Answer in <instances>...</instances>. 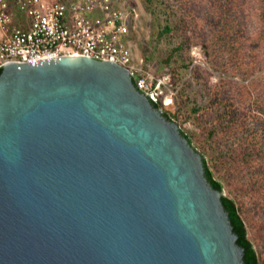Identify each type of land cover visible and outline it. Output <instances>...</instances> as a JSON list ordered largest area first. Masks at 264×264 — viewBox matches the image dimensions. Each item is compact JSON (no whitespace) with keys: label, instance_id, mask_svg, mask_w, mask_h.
I'll return each mask as SVG.
<instances>
[{"label":"water","instance_id":"95a60500","mask_svg":"<svg viewBox=\"0 0 264 264\" xmlns=\"http://www.w3.org/2000/svg\"><path fill=\"white\" fill-rule=\"evenodd\" d=\"M220 196L123 68L0 67V264H242Z\"/></svg>","mask_w":264,"mask_h":264},{"label":"rangeland","instance_id":"374dc122","mask_svg":"<svg viewBox=\"0 0 264 264\" xmlns=\"http://www.w3.org/2000/svg\"><path fill=\"white\" fill-rule=\"evenodd\" d=\"M110 3L124 14L130 10L136 14L126 45L135 62L141 61L153 76L167 82L169 92H165L163 99L169 101L166 107L170 112L177 108L175 95L196 90L200 83L211 91L218 89L224 109L228 110L233 98L238 97L242 100H238L235 112L248 117L254 114V129H231L226 119L214 141L206 135L208 129L204 130L205 122L208 124L212 118L208 112L202 114L203 122L194 125L184 117L188 109L182 105L180 119L173 123L178 128L196 131L207 153L216 146L223 162L216 166L223 176L221 194L234 201L258 264H264V127L261 123L264 115L255 116L258 113L254 112L260 103L264 104V0H162L171 20L178 16V28L171 40H185V47L176 59L180 64L187 62L189 67L185 75L177 71L179 78L174 75L177 68L173 63L160 66L168 52V36L155 38L156 24L142 0H110ZM220 71L224 79L235 83L219 81Z\"/></svg>","mask_w":264,"mask_h":264},{"label":"built area","instance_id":"2783aa9c","mask_svg":"<svg viewBox=\"0 0 264 264\" xmlns=\"http://www.w3.org/2000/svg\"><path fill=\"white\" fill-rule=\"evenodd\" d=\"M128 12L110 0H0V67L65 56L107 61L148 101L167 106V82L135 62L126 45L136 18Z\"/></svg>","mask_w":264,"mask_h":264},{"label":"trees","instance_id":"16d2710c","mask_svg":"<svg viewBox=\"0 0 264 264\" xmlns=\"http://www.w3.org/2000/svg\"><path fill=\"white\" fill-rule=\"evenodd\" d=\"M142 4L144 9L149 13L151 19L156 24L155 38L159 40L168 36V52L165 58L161 61L160 66H170V64L173 63L177 68V70L175 69V71H173L175 73L174 75L178 74L177 71L183 72L185 75L188 71L189 64L187 62L186 64L185 62H181L180 64L176 59V55L179 56L185 47V40L184 38H178L172 41L170 38L172 37L176 28H178V16L177 19L174 17L176 20L173 19L172 21V18L167 13V8L163 5L162 0H142ZM177 77L179 78V76ZM219 81H222L223 83L225 81L230 84L235 83L233 81L231 82L229 79H224V74L222 71H220L219 74ZM195 89L196 90H191L188 93H179L178 96L175 95L173 101L176 100L177 108L171 112L166 106H162L159 101L149 102L152 108L160 111L162 117L170 122H177V119H180L179 115L181 114L179 113V107L182 105L188 109L187 114L184 115V117L189 118V120H191L194 125H198L200 122H203L202 114L205 112L210 113L212 118L208 124V121L205 122L206 126L204 130L208 129L206 135H208L212 141H214L213 137L216 134L218 128L223 129L226 119V122L230 124L231 129L234 128L246 131H248L249 127L254 129L252 124L254 114H251L248 117L247 114L240 115L235 112V110L238 109V100H242V98L234 97L233 101L229 104V109L227 110L223 108V100L217 88H214V90L211 91L210 88L198 83ZM254 112L258 113L255 116L264 115V104L260 103V107L254 109ZM261 123L264 127V120ZM178 130L180 135L187 141L192 149L195 152H198L201 159L203 177L205 178L207 184L212 189L221 193L223 189V176L219 171H216V166L219 165V162L221 164H223V162L221 161V154H218L216 146H212V149H210L211 152L207 153L208 151L206 150L204 141L198 140L196 135L198 133L196 131H187L181 127L178 128ZM249 150H252V148H249ZM220 204L223 211L226 213L231 232L236 237L235 243L242 250V264H258L256 252L246 237L245 226L238 213V209L234 201L231 198L222 195L220 196Z\"/></svg>","mask_w":264,"mask_h":264},{"label":"crops","instance_id":"0c3cea01","mask_svg":"<svg viewBox=\"0 0 264 264\" xmlns=\"http://www.w3.org/2000/svg\"><path fill=\"white\" fill-rule=\"evenodd\" d=\"M2 36V34H0V37Z\"/></svg>","mask_w":264,"mask_h":264},{"label":"bare ground","instance_id":"6f19581e","mask_svg":"<svg viewBox=\"0 0 264 264\" xmlns=\"http://www.w3.org/2000/svg\"><path fill=\"white\" fill-rule=\"evenodd\" d=\"M168 102H166V104H167Z\"/></svg>","mask_w":264,"mask_h":264}]
</instances>
